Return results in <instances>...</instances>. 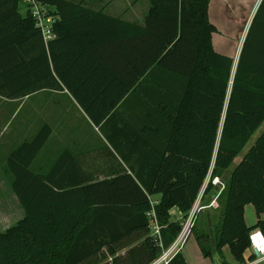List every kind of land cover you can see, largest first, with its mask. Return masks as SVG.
Returning a JSON list of instances; mask_svg holds the SVG:
<instances>
[{
  "label": "trees",
  "instance_id": "trees-1",
  "mask_svg": "<svg viewBox=\"0 0 264 264\" xmlns=\"http://www.w3.org/2000/svg\"><path fill=\"white\" fill-rule=\"evenodd\" d=\"M37 1L56 15L47 42L20 0H0V96L63 87L55 55L87 50L127 89L111 113L90 115L125 165L83 179L66 151L49 172L35 171L52 131L44 124L7 158L25 214L0 230V264H101L103 257L111 260L102 264H151L163 249L150 229L152 197L159 195L160 216L177 237L182 225L170 210L187 216L200 195L205 200L264 122V0L237 64L213 48L210 0H141V19L116 15L101 0ZM227 184L217 250L227 245L243 263L256 257L246 256L251 231L264 233V131ZM248 203L258 214L253 225Z\"/></svg>",
  "mask_w": 264,
  "mask_h": 264
},
{
  "label": "crops",
  "instance_id": "crops-1",
  "mask_svg": "<svg viewBox=\"0 0 264 264\" xmlns=\"http://www.w3.org/2000/svg\"><path fill=\"white\" fill-rule=\"evenodd\" d=\"M107 3L108 1L101 0L102 6H106ZM142 11L141 0H127L123 9L112 12L128 19H141ZM54 17L56 20V15ZM54 59L58 63L60 71L66 77V82L60 79L59 74L54 70V62L52 61L54 74L63 87L37 90L19 99L4 98L9 102H20L21 106L22 103L26 105L31 97L36 96L35 102L31 107H28L27 118L21 128L23 135L29 132L27 138L24 137L25 141L26 139H32L46 123L52 128L49 138L33 161L32 167L37 172L47 173L63 153L69 151L73 154L79 174L83 179H101L112 175L114 171L121 167V164H125L121 159L115 157L111 150L112 146L102 133L99 124L97 125L91 121L89 116L111 113L114 108L125 101L127 89L118 78L99 64L87 50L61 52L58 55L56 54ZM115 68L117 69V66ZM95 81L96 86H91ZM0 104H2L1 99ZM5 106L7 107V105ZM34 125L36 126L35 130ZM155 197L158 214H160L159 195H154L152 199ZM11 202L10 206L6 208L7 218L4 219L6 222L16 218L19 220L25 214L24 208L15 193ZM177 208L173 207L170 210L171 219L181 224L183 218L174 219V216L177 215L175 214ZM178 211L185 218V215L179 209ZM155 212L159 220L156 208ZM162 247L165 246L162 245ZM224 248L225 246L220 251L221 255H224ZM252 253L253 251L248 249L246 256L249 257ZM223 260L221 264H236L232 259L224 258ZM191 262L192 260L188 258L187 260L184 259L183 264H192ZM193 264L197 263L194 262Z\"/></svg>",
  "mask_w": 264,
  "mask_h": 264
},
{
  "label": "rangeland",
  "instance_id": "rangeland-1",
  "mask_svg": "<svg viewBox=\"0 0 264 264\" xmlns=\"http://www.w3.org/2000/svg\"><path fill=\"white\" fill-rule=\"evenodd\" d=\"M104 1H108L105 7L111 11L121 10L127 3V0ZM261 2L262 0L209 1L208 17L215 27V32L212 34V43L213 48L216 51L231 55L237 59L241 50L242 42L244 41L245 35ZM20 6L22 13H33V10L36 8L31 0H20ZM39 8L45 16H54L53 7L39 6ZM93 85L96 86V81L91 84V86ZM4 98L5 97L0 96V99L2 100V104H0V230L6 229L11 225L16 224L18 221L17 218L10 222L4 220L7 218L6 208L12 203V196L14 194L12 191L11 179L8 173H6L5 166L9 153L25 141L24 137L27 138L29 134V132H26L25 135H23L21 128L22 124L26 121L28 107H31L35 102L34 99L36 96L31 97L26 105L22 103L21 106L20 102H9L8 100H4ZM5 105H7V107ZM89 118L93 121L90 116ZM35 127L36 126L34 125V130ZM263 131L264 122L253 134L241 154L235 159L234 163L225 170L222 175L215 177L218 179L213 182V191L205 198V200H201L202 208L196 214L191 233L186 238L183 248L172 258L170 264H183L184 259L187 260L188 258L192 260V264L194 262L197 264H221L224 258L232 259L234 263L240 264V262L235 259L229 246H225L223 250L224 255H221V252L217 250L218 234L226 202L224 192L226 184L230 178V173ZM153 201H156V197L153 198ZM155 208L160 223V241L162 245L167 247L173 239V234L168 224H166L160 214H158V205H156V203ZM175 214H177L174 216L175 220L181 218L184 220V217L179 213L178 208L175 210ZM244 215L248 225H253L258 220L257 210L252 203L245 205ZM4 225L7 226L1 227ZM200 239L203 240L205 248L211 252L210 255L207 256L204 254L200 245ZM110 260L111 257L108 259L103 257L101 262L105 263ZM262 264H264V262Z\"/></svg>",
  "mask_w": 264,
  "mask_h": 264
},
{
  "label": "built area",
  "instance_id": "built-area-1",
  "mask_svg": "<svg viewBox=\"0 0 264 264\" xmlns=\"http://www.w3.org/2000/svg\"><path fill=\"white\" fill-rule=\"evenodd\" d=\"M31 1L36 6V8L33 10L32 15L36 20L37 26H39L42 31L44 40L47 42L48 40L55 37V33L53 31V23L55 21V17L45 16L39 8V6L42 7L48 5L42 4L37 0ZM217 179L218 178H214V180ZM201 196L202 195L199 196L193 208L182 221V228L178 236L175 237L167 247H163L161 254L151 264H170L172 258L183 248L186 238L191 233V228L196 219V214L202 208ZM149 216L151 232L154 235H157L160 239V223L156 216L154 201L152 202V210L149 212ZM250 249L253 252L254 250H257L258 254L254 259H248V261L241 264H258L264 261V233L260 228H255L250 233Z\"/></svg>",
  "mask_w": 264,
  "mask_h": 264
},
{
  "label": "water",
  "instance_id": "water-1",
  "mask_svg": "<svg viewBox=\"0 0 264 264\" xmlns=\"http://www.w3.org/2000/svg\"><path fill=\"white\" fill-rule=\"evenodd\" d=\"M242 44H243V42H242ZM239 54H240V53H239ZM238 57H239V55H238ZM238 57H237V59H235L236 64H237V61H238ZM254 253L257 255V254H258V251H257V250H254Z\"/></svg>",
  "mask_w": 264,
  "mask_h": 264
}]
</instances>
